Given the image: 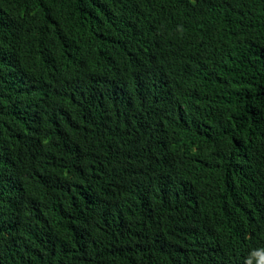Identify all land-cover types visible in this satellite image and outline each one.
I'll use <instances>...</instances> for the list:
<instances>
[{
	"label": "trees",
	"instance_id": "16d2710c",
	"mask_svg": "<svg viewBox=\"0 0 264 264\" xmlns=\"http://www.w3.org/2000/svg\"><path fill=\"white\" fill-rule=\"evenodd\" d=\"M264 0H0V264H260Z\"/></svg>",
	"mask_w": 264,
	"mask_h": 264
},
{
	"label": "clouds",
	"instance_id": "9594fccd",
	"mask_svg": "<svg viewBox=\"0 0 264 264\" xmlns=\"http://www.w3.org/2000/svg\"><path fill=\"white\" fill-rule=\"evenodd\" d=\"M260 264H264V255L260 256Z\"/></svg>",
	"mask_w": 264,
	"mask_h": 264
}]
</instances>
